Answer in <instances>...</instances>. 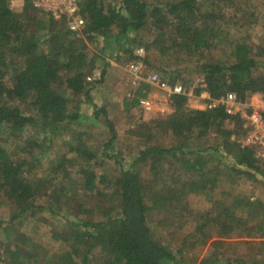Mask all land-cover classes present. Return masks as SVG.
Segmentation results:
<instances>
[{
	"label": "trees",
	"instance_id": "1",
	"mask_svg": "<svg viewBox=\"0 0 264 264\" xmlns=\"http://www.w3.org/2000/svg\"><path fill=\"white\" fill-rule=\"evenodd\" d=\"M254 3L119 0L105 7L99 0H80L79 15L85 23L80 32L74 33L66 28L64 16L55 20L30 0H24L20 12L11 8L10 0H0V140L3 136L15 142L22 138L29 150L38 148L39 154L43 146L54 150L56 138L63 134L74 131L75 142L66 143L62 153L56 151L38 175L33 172L38 164L41 166L39 155L28 159L22 149L20 157H14L6 141V145H0V196L12 207L9 217L0 221L7 239L0 262L255 264L218 250L234 231L244 232L247 238L257 236L264 244V203L239 197L227 205L225 200L211 198L223 175L232 184L241 180L264 184V162L256 159L252 147L242 146L247 129L240 117L228 116L222 107L192 109L186 94H171L169 115L139 124L134 135L145 138L146 146L124 169L123 157L114 149L117 134L107 112L96 105H92L90 114L80 109L82 97L91 103L86 84V41L100 39L115 49L116 54H112L117 56L112 55L113 59L123 54L126 61H131L137 58L130 47L142 44L138 33L144 29L151 39L147 49L156 47L161 61L176 60L183 52L194 59L192 69L202 78L201 92L207 94L208 104L228 93L242 102L254 94L264 100V16L256 14ZM225 9L241 13L248 23L260 27L263 45L240 37L228 45V60L212 57V51L228 42L223 30L229 17ZM41 16L48 17L47 25L39 23ZM170 84L174 85L175 79ZM150 88L149 83L141 81L124 99V108L139 107ZM101 117L107 135L94 150L89 143L92 136L73 128L101 127ZM29 130L36 136L25 137ZM155 130L169 133L172 144L150 145ZM204 154H210V159L205 160ZM99 158L115 166L114 180L96 171ZM176 161L186 181L173 178ZM144 168L148 169L147 176ZM106 189H111L110 194ZM79 192L86 197H79ZM189 194L209 197L211 206L195 211L189 205ZM90 199L98 203L93 207ZM113 200L111 207L103 205ZM93 212L96 219L91 217ZM43 213L59 224L50 232L49 240L59 242L61 248L49 255L39 236L19 231L29 219L36 221L35 225H45V219L39 217ZM153 215L158 228L191 222L193 231L172 248L154 239L149 221ZM206 245L212 250L200 259L186 252L188 247L194 251L196 246Z\"/></svg>",
	"mask_w": 264,
	"mask_h": 264
},
{
	"label": "rangeland",
	"instance_id": "2",
	"mask_svg": "<svg viewBox=\"0 0 264 264\" xmlns=\"http://www.w3.org/2000/svg\"><path fill=\"white\" fill-rule=\"evenodd\" d=\"M104 6L115 5L119 0H99ZM256 14L261 17L264 16V0H254ZM11 8L17 12L22 11L24 5V0H10ZM232 10H224L227 23L223 25L224 33H227L228 42H225L221 49H216L212 51V57L220 60H228L230 57V50L228 45L231 41H236L240 37L249 38V40L257 45H263L262 30L258 26H253L248 23V20L241 15V13H234ZM39 23L44 22L45 25L48 23V17H39ZM225 21V20H224ZM44 23H42L44 25ZM38 24V23H37ZM36 24V25H37ZM39 26V25H37ZM35 26V28L37 27ZM138 40L142 42L139 46L130 47L133 50V55L137 59H132L131 61H126V55L121 56L120 59H113L112 55H115V49L108 45H104L100 39L96 42L86 41V53L88 59V67L86 69V84L88 89H90L91 103L85 100V97L81 98L80 109L84 114H90L92 112V105H96L98 108L104 109L107 112L108 119L113 123L115 131L117 134V142L115 143L116 150L120 151L122 155V165L124 169H128L131 163L136 157L138 150L146 146L145 138H138L134 133L138 132L137 128L139 124H144L152 122L157 119H163L172 112L170 95L173 94L168 88L164 87L162 84H150V93L148 94L147 106L139 105V107L126 110L123 106L124 99L132 95L135 91L136 86L132 84L133 77L129 73V64L131 62L137 61L141 64L142 79L147 82L148 76L152 73L158 74L162 82H167L170 84V80L175 79V84L180 85L188 96V106L192 109H205L208 105V100L205 95H203L202 89L204 85L202 83V78L193 69L194 59L187 56L184 52L176 57V60L170 59L168 61H161L160 55L157 53L156 47H150L147 49V45L151 42L149 38L147 29H144L138 33ZM115 53V54H112ZM169 62V63H168ZM158 68L160 70H158ZM164 71V72H163ZM169 71V72H167ZM104 72V73H103ZM103 74L102 79L101 75ZM148 83V82H147ZM65 94V93H64ZM68 96V95H67ZM71 99V96L68 97ZM249 101L257 103L263 100V96L260 94L249 95L247 98ZM103 117L100 118L101 127L92 128L91 126H84L82 128L74 127L76 131L87 132L92 136L89 143L93 145L94 150H98L103 139L106 138V130L102 128ZM87 127V128H86ZM82 132V133H83ZM25 137L29 134L36 136L34 130H29ZM73 133H67L56 138L54 143V150L48 149L43 146V153L39 154L40 150L34 148L29 150L28 145L20 141H12V138H3L0 140V145H6L11 156L20 157L21 150L23 149L24 156L28 159L33 155H39L41 160V166L38 164L37 171L33 173L39 174L40 171H44V167L47 166L48 162L54 158L57 152H64V147L66 143H73ZM31 136V135H30ZM24 137V138H25ZM153 141L150 145H162L169 147L173 138L169 133L162 132L161 130H155L153 132ZM245 136L241 139L244 140ZM6 141V142H5ZM241 141V143H242ZM75 143V142H74ZM73 143V144H74ZM66 148V147H65ZM113 149V148H112ZM30 151V152H29ZM57 154V153H56ZM205 160L210 159V154L202 155ZM211 162V160H209ZM101 162V164L99 163ZM214 162V161H213ZM179 162L174 163V177L179 180L186 181V174L183 172L182 168L179 166ZM96 171L107 176L108 179H115L117 175V170L111 162H104L102 159H98V164L96 166ZM143 173L145 176L149 174L148 169L144 168ZM110 194L111 189H106ZM225 193V195H224ZM212 199L219 201L225 200L223 203L230 205V203L236 198H245L250 201L258 200L264 203V184L255 183L253 181H238L236 183H231L230 180L223 175L219 180L218 186L213 194ZM229 195L228 197H225ZM79 197L83 196L81 192L78 194ZM188 200L189 205L194 208L195 211L208 210L211 206V200L209 197L198 196L195 194H189ZM91 206L93 207L98 203L94 199L89 200ZM113 201L104 202L103 205L107 208L114 205ZM12 207L7 203V201L0 196V221L6 220L9 217ZM243 214V213H242ZM240 214V215H242ZM39 217L45 219V225L37 224L35 225L34 220L29 219L24 221L20 232H27L39 236L40 240L45 241L41 246L49 250V254H53L61 248L59 242H52L49 240L50 232L57 229L59 224L56 219L50 218L46 214L39 215ZM91 217L96 219L97 214L92 213ZM158 217V215H157ZM36 216L34 219H37ZM157 218L155 215L149 218L150 226L152 229V234L154 239L159 240L165 245L172 248H176L187 234L191 233L194 228V224L189 222L184 226H166L165 228H158L154 225ZM35 225V227H34ZM34 227V229H31ZM34 235V236H35ZM226 243L218 251L222 252L224 255L243 259L249 263L264 264V244L262 240L257 236H252L247 238L244 232L234 231L228 238L223 239ZM7 239L5 238L3 231L0 229V253L5 246ZM41 247V248H42ZM196 250H191V247L187 248L188 256L200 259L211 252L210 245L195 247ZM1 256V255H0ZM2 259V258H1ZM0 264H5L0 262Z\"/></svg>",
	"mask_w": 264,
	"mask_h": 264
},
{
	"label": "built area",
	"instance_id": "3",
	"mask_svg": "<svg viewBox=\"0 0 264 264\" xmlns=\"http://www.w3.org/2000/svg\"><path fill=\"white\" fill-rule=\"evenodd\" d=\"M32 5L43 12L50 14L55 20L65 18L66 28L74 33L80 32L84 25V19L79 15L80 0H30ZM141 64L137 61L129 64V73L133 77L132 84L138 86L143 81ZM148 83L162 84L173 94H186L178 85H168L161 81L160 76L152 73L148 76ZM206 93H203V95ZM209 99V98H208ZM140 105L147 106L148 101L141 100ZM222 107L228 116H237L244 121L246 135L242 146L252 147L255 150L256 159L264 162V100L257 103L246 99L239 101L234 93H228L225 97L211 101L207 108Z\"/></svg>",
	"mask_w": 264,
	"mask_h": 264
},
{
	"label": "crops",
	"instance_id": "4",
	"mask_svg": "<svg viewBox=\"0 0 264 264\" xmlns=\"http://www.w3.org/2000/svg\"><path fill=\"white\" fill-rule=\"evenodd\" d=\"M204 95H205L206 99H208V96H207V94H204ZM147 98H148V96H147ZM147 98H146V99H147Z\"/></svg>",
	"mask_w": 264,
	"mask_h": 264
}]
</instances>
